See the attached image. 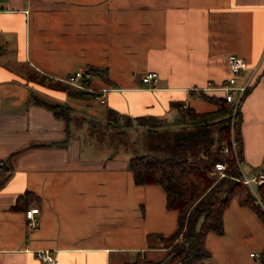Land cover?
I'll return each instance as SVG.
<instances>
[{
  "label": "crops",
  "instance_id": "crops-1",
  "mask_svg": "<svg viewBox=\"0 0 264 264\" xmlns=\"http://www.w3.org/2000/svg\"><path fill=\"white\" fill-rule=\"evenodd\" d=\"M229 55L248 67L239 84L260 67L239 108L241 157L257 167L264 0H0V162L10 167L0 187V264H41L40 250L54 264L162 259L165 250L148 239L173 233L177 213L159 185L134 183L135 149L102 142L100 133L145 134L151 126L172 133L188 123L182 109L215 111L200 95L221 93L196 89L225 82ZM76 71L90 76L94 93L104 90L103 103L67 94L65 80ZM148 72L158 75L153 87L141 83ZM43 102L67 112L56 116ZM31 208L38 212L28 228ZM222 221L223 234L206 238L208 261L264 264V223L255 212L233 199Z\"/></svg>",
  "mask_w": 264,
  "mask_h": 264
},
{
  "label": "trees",
  "instance_id": "trees-1",
  "mask_svg": "<svg viewBox=\"0 0 264 264\" xmlns=\"http://www.w3.org/2000/svg\"><path fill=\"white\" fill-rule=\"evenodd\" d=\"M93 71L89 69L85 74L96 76L97 70ZM260 74L264 75V69ZM252 80L244 96L254 84L255 79ZM80 82L89 87V81L82 79ZM62 88L66 90V87ZM66 91L70 97L93 99L92 92L70 88ZM200 96L214 104L215 111L195 114L189 108L182 109L181 118L188 123L176 125L177 129L172 133H161L151 126L145 145L135 149L128 160L134 183L159 185L165 193L166 208L177 214L173 233L148 239L150 245L156 241L165 250L162 259L148 262L137 257L126 264H206L210 258L205 247L206 238L209 234H223V213L233 199L255 212L264 223V181L254 183V188L246 185L232 151H221V147L229 146L230 142L231 107L222 97H209L203 93ZM43 105L56 116L63 117L67 112V108L59 104L43 102ZM136 120L141 122V118ZM240 124L239 112L232 124L233 135L238 141L239 161L242 158ZM1 163L0 187L10 176V167ZM215 163L225 164V176L220 179L209 176ZM259 175L264 176V167Z\"/></svg>",
  "mask_w": 264,
  "mask_h": 264
},
{
  "label": "built area",
  "instance_id": "built-area-1",
  "mask_svg": "<svg viewBox=\"0 0 264 264\" xmlns=\"http://www.w3.org/2000/svg\"><path fill=\"white\" fill-rule=\"evenodd\" d=\"M227 66L229 70V76L226 78L224 83L214 84L211 81H207L206 85L203 88L196 89V91L211 90L214 92H219L221 93V97L231 107L230 142H229V146L223 145L221 147V151L222 153H227L228 150L230 149L236 160L238 169L241 171L240 161L237 158L238 141L235 139L233 135L232 124L234 122L236 113H239V106L241 104L242 98L244 96V93L247 87L251 83V78L255 74L257 67H254L249 77L245 81H243L241 84H239L237 81L240 77L241 72L246 71L248 69L245 60L235 55H229L227 57ZM82 79L89 81L90 76L85 75L82 72L76 71L65 80V83L74 89L82 90L86 92H92L93 100L98 101L99 103H103L104 102V97H103L104 90H102V94L100 95L96 94L94 93L95 91H93L90 87H86L80 82ZM157 80H158V75L155 72L145 73L141 77V83L146 87H153L154 84L157 82ZM0 171H1V167H0ZM209 176L215 179H220L224 177L225 176V164L215 163L213 169L209 173ZM242 176H243V182L248 186H251V183L260 184L264 181V176H261V175L256 176L255 178H252V179L247 178L243 174ZM37 212H38L37 208H31L25 211L26 225L28 228H31L34 226L35 224L34 214H36ZM254 255H255L254 253L250 254V256H254ZM36 257L40 261L41 264H54V258L52 254L47 250L37 251ZM206 264H212V263L208 261Z\"/></svg>",
  "mask_w": 264,
  "mask_h": 264
},
{
  "label": "rangeland",
  "instance_id": "rangeland-1",
  "mask_svg": "<svg viewBox=\"0 0 264 264\" xmlns=\"http://www.w3.org/2000/svg\"><path fill=\"white\" fill-rule=\"evenodd\" d=\"M258 67H259V65H258ZM68 88L73 89L70 86H68ZM84 99L87 101L91 100L88 96H85ZM244 99H245V97L241 101V104L239 106L240 109H241V105H242ZM96 105L98 106L99 104H96ZM90 106L92 107V105H89L86 108L91 109ZM240 109H239V112H240ZM138 129H140V128H137L135 130L138 131ZM146 139H147V133H145V134L144 133H130L128 135L125 133L123 135H121L119 133H117V134L116 133H102V134L100 133V138H99V140L102 142H105L108 140V141H111V143H118V144H122L124 146H127V147H129L128 151H130L131 148H133V149L141 148L142 146L145 145ZM240 166H241V172L244 176H246L249 179L255 178L258 174H260L261 168L264 167V152H263V156L261 159V163L257 167H250L249 165H247L243 161L242 158L240 159ZM251 185L253 188L255 187L254 183H251Z\"/></svg>",
  "mask_w": 264,
  "mask_h": 264
}]
</instances>
